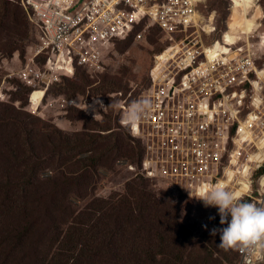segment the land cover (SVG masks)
<instances>
[{
	"label": "rangeland",
	"instance_id": "374dc122",
	"mask_svg": "<svg viewBox=\"0 0 264 264\" xmlns=\"http://www.w3.org/2000/svg\"><path fill=\"white\" fill-rule=\"evenodd\" d=\"M205 1L200 12L207 19L215 15L213 27L215 38L219 39L229 30L235 4L231 0ZM259 4L264 15V0H259ZM146 23L142 20L130 38L111 44L107 69L101 74H89L75 67L72 57L62 58L61 81L46 94L39 112L33 113L25 108L37 104L43 91L8 77L11 69L20 67L18 57L24 58L27 48L35 43L29 16L21 0H0V90H4L0 93V264H46L45 252L40 253L41 243L44 241L49 247L48 259L53 258L58 247L57 229L77 221H106L104 234L92 237L89 245L83 242L88 251L89 246L96 249L98 239L113 250L116 236H132L131 241L125 242L141 249L139 254L132 251L133 247L124 252L128 264H167L162 257L155 263L148 260L152 248L176 253L179 257L174 260H181L179 264H238L237 249L218 248L220 235L212 236L199 229L207 211L218 214L217 208L207 209L186 194L176 196L157 188L150 180L138 179L128 167L140 163L142 151L132 139L136 137L121 124V117L132 102L148 96L156 57L168 46L158 27L146 40L136 39ZM260 23L254 40L264 35V17ZM50 59L43 62L52 63L54 56ZM263 65L264 57L259 67ZM4 82L9 90L3 87ZM60 96L77 99L78 103L50 105L51 99ZM96 100L94 106L85 108ZM109 138L116 141L120 150H113L116 154L110 153L100 167L87 171L91 166V159L86 160L89 155H104L98 151L87 153L84 141ZM133 150L137 155L131 159ZM262 173H257L254 190L260 188ZM133 197L135 205H124L123 213L115 212L116 207ZM137 205L143 209L142 218L135 213ZM133 211L136 219L131 221ZM25 222L33 225V231L25 245L13 250L9 241L11 227ZM91 226L94 225H88ZM119 245L124 247L123 240L119 239ZM167 257L172 259L171 255ZM97 263L116 261L100 256Z\"/></svg>",
	"mask_w": 264,
	"mask_h": 264
},
{
	"label": "built area",
	"instance_id": "2783aa9c",
	"mask_svg": "<svg viewBox=\"0 0 264 264\" xmlns=\"http://www.w3.org/2000/svg\"><path fill=\"white\" fill-rule=\"evenodd\" d=\"M205 2L21 0L35 43L24 58L18 57L20 67L11 69L8 77L43 91L37 104L25 108L38 113L51 87L61 81L62 58L72 57L75 67L101 74L107 69L111 44L130 38L147 20L136 39L146 40L158 27L168 46L151 72V112L139 124L126 127L144 149L141 163L128 167L157 188L186 194L203 206L194 196L217 183L237 195L242 191V202L264 206V65L259 67L264 41L244 34L232 42L225 41V34L216 39L213 21L199 9ZM50 56L52 63L43 62L51 61ZM49 102L67 106L78 100L60 96ZM262 171L260 188L254 190ZM219 218L207 211L199 229L210 234L222 227ZM237 256L238 264H264V249H237Z\"/></svg>",
	"mask_w": 264,
	"mask_h": 264
},
{
	"label": "trees",
	"instance_id": "16d2710c",
	"mask_svg": "<svg viewBox=\"0 0 264 264\" xmlns=\"http://www.w3.org/2000/svg\"><path fill=\"white\" fill-rule=\"evenodd\" d=\"M125 129L127 130L128 128L125 127ZM127 131L130 133L129 129ZM132 139L136 147L137 146L139 147L140 152L142 151V154L140 155L141 156L140 163H141V160L143 159V156H144L143 144L141 141H139L138 139H135L133 136H132ZM112 140H110L109 138L104 141H101L99 139H95L93 141H87V142L84 141V148L87 153H95L98 151L100 155H104L101 158H99V155L98 156L89 155L91 157L88 156L86 160L88 162V159H91V166H88L87 171L90 169L95 170L97 167H100L102 165V160L107 161L109 159L108 155L110 153H113L112 152L113 150H120L116 141H112ZM66 142L70 143V141H66ZM136 142H139V143H136ZM80 145L81 144L78 143V146ZM113 154H116V153H113ZM134 154H131L132 156L131 159L135 158V156L137 155V151H134ZM28 186L32 188L29 182H28ZM134 197L132 198V200H129L127 203L119 207H116L114 209L115 212L117 214L120 212L123 213L122 207L124 205L126 207L130 205H135L136 203H135ZM146 200L147 198L143 199L145 203H146ZM134 212L135 211H133L132 214ZM135 213H139V217L141 218L143 217L142 215L143 209L140 208L139 206ZM135 213L131 215V221H134L136 219ZM105 222L106 221H77L74 224H70V223L63 224L61 228L57 229V232H58L57 246L58 247H57V254L53 258L48 259L50 256L49 247L44 241L41 243L40 253L45 252L46 264H98L97 260L100 258V256L111 257L112 259L116 261V264H128L126 261L124 252L130 250V248L133 247L132 251H135L134 252L135 254H139L140 253L139 250L141 249L139 248L140 246H137L138 248L135 249L133 244L129 245L125 242L126 240L131 241L132 236H127V237L116 236L114 239V243H113V250L109 249L107 242L103 243L99 239L97 240L98 241L97 244L94 245L96 249H91L89 246V251H88L87 246L84 245L83 242H87L88 244L89 242H92L91 240L92 237L100 235V234H104L106 232ZM90 224H93L94 226H91V228H89L88 225ZM155 224H156V221L153 222V225ZM160 224H163V222H160ZM84 228H88L87 230L84 231L85 236L83 232ZM117 230L118 232L122 231L121 229H119L118 222H117ZM32 231H33V225H28L26 222L11 227V237L9 241L12 244V249L16 250L17 248L25 245L27 243V237H29ZM79 233L81 237L78 238ZM119 239L123 240L124 247H120ZM174 249L176 251L175 243H174ZM168 255H171L172 259H168L167 257ZM177 256L179 257V255H177L174 252L167 253L163 251L162 249L157 250V249L152 248L151 253L148 255V260L150 262L155 263V259L158 260L162 257L164 261L167 262V264H175V263L179 264L181 260L179 259L174 260V258Z\"/></svg>",
	"mask_w": 264,
	"mask_h": 264
},
{
	"label": "clouds",
	"instance_id": "9594fccd",
	"mask_svg": "<svg viewBox=\"0 0 264 264\" xmlns=\"http://www.w3.org/2000/svg\"><path fill=\"white\" fill-rule=\"evenodd\" d=\"M152 108L150 96L139 98L123 112L121 124L125 127H134L147 117ZM194 197L202 201L206 208H217L220 225H227L210 230V235L215 236L218 233L220 235L218 248L225 251L264 249V206L242 202L236 193L219 183L200 189L198 195ZM204 227L207 228V225Z\"/></svg>",
	"mask_w": 264,
	"mask_h": 264
},
{
	"label": "bare ground",
	"instance_id": "6f19581e",
	"mask_svg": "<svg viewBox=\"0 0 264 264\" xmlns=\"http://www.w3.org/2000/svg\"><path fill=\"white\" fill-rule=\"evenodd\" d=\"M204 2L205 0H200ZM235 6L233 8V17L231 16L228 23V32L225 34V41L232 42L236 38H241L242 34L246 38L255 35L260 28V20L263 19V8L259 4V0H231ZM215 15L211 17L214 20ZM264 41V35L260 36ZM167 53L164 56H168ZM261 186L264 191V176L261 179ZM247 187V186H245ZM242 191L238 193L240 195Z\"/></svg>",
	"mask_w": 264,
	"mask_h": 264
},
{
	"label": "crops",
	"instance_id": "0c3cea01",
	"mask_svg": "<svg viewBox=\"0 0 264 264\" xmlns=\"http://www.w3.org/2000/svg\"><path fill=\"white\" fill-rule=\"evenodd\" d=\"M201 3H203V2H201ZM234 3V2H233Z\"/></svg>",
	"mask_w": 264,
	"mask_h": 264
}]
</instances>
